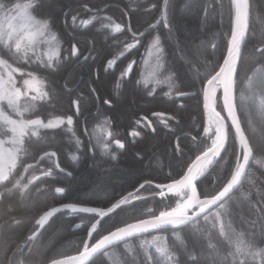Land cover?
Segmentation results:
<instances>
[{
    "label": "trees",
    "instance_id": "1",
    "mask_svg": "<svg viewBox=\"0 0 264 264\" xmlns=\"http://www.w3.org/2000/svg\"><path fill=\"white\" fill-rule=\"evenodd\" d=\"M222 3L225 6L223 10L216 0H168L167 9H164V0H45L42 11L51 8L53 13L51 17L43 18L50 19L51 31L56 34L61 49H70L73 43L77 44L80 59L79 62L76 59L61 60L58 70L25 69L36 72L43 81V91L49 93V98L37 102L33 112L28 113L26 118L39 116L47 122L52 118L72 115L73 132L83 144L77 152L70 142L72 133L66 124L54 129H38V136L29 133L25 137L29 158L20 157L15 169L16 177L21 173L25 177L39 176L41 169L54 168V165L44 160L32 171H24L23 164L36 162L32 156L38 157L49 150L57 153L61 167L71 171L72 175L54 174L53 177L42 178L39 183L34 182V186L30 185V191L24 198L30 202L27 212L12 214L16 219H22L23 223L5 225L7 217L0 212V260L3 259L2 245L6 238L18 237L14 242L22 244L24 238L37 228L36 220L47 209L58 204L75 202L107 207L128 193L146 198L133 201L134 207L126 206L123 211H119L114 218L115 225L113 220H106L100 231L94 234L92 243L112 227L120 226L121 222L144 218L139 215L141 212L152 209L154 214L159 213L163 204L157 195L160 189L155 184H167L172 179H178L195 155L210 144V141L207 144L200 143L197 151L192 138L196 137L199 141L203 133V99L202 94H197L201 92V79L211 64L222 62L231 33L234 9L231 0H222ZM162 11L167 12L168 28L164 20L160 19ZM73 16L77 17L75 22ZM83 20H89L90 23L82 25ZM110 23L121 24L122 31L113 32L110 27H105ZM249 26L253 31L249 33L244 46V59L238 74V98L241 95L247 97L255 91L264 73V59L254 50L261 47L260 42L264 37V0H250ZM129 27L131 31H128ZM133 33L137 36L143 33L139 45L121 56L126 44L135 43ZM157 37L162 49L159 57L155 47L149 48ZM63 55L67 56V52ZM85 56L88 57L86 61ZM113 58L117 60L114 71H106L107 61ZM132 61L136 63L130 74L117 87L116 78ZM17 79L22 81L18 74ZM92 87L96 89L95 93L90 91ZM170 88L171 96H165ZM148 92H152V95H148ZM178 92L190 95L178 99ZM77 97L80 98L79 115L71 106V101ZM105 99L112 100L113 106L105 105ZM181 103L182 108L178 107ZM258 103L255 98L249 99L248 115H242L245 125L248 119L252 120L255 131L250 134L256 145L264 144V119L258 114ZM153 113L176 116L179 123L175 120L162 121L154 117ZM136 120H141L140 127L136 126ZM147 122L155 128L154 132L143 127ZM133 130L140 135L136 138L129 136ZM90 138L91 144L96 146L92 154L88 151L91 147ZM115 140L122 141L125 147L117 148ZM104 144H107V150ZM177 146L183 150L182 153L177 152ZM74 152L79 156L76 162L70 159ZM224 163L221 161L197 182L198 191L215 188L214 178L223 172L221 165ZM228 163L230 168L234 166V154ZM145 181H151V184H146L144 189L136 192ZM27 182L25 179L24 183ZM57 187H63L65 191L56 193ZM261 191H264V151L257 148L248 166V176L233 197L228 210L230 215L224 216L225 224L230 225L229 236L233 242L238 233L249 236L255 234L259 238L264 232V217L251 210V204L259 199L257 194ZM245 194L251 197L250 201L245 199ZM152 196L155 199L149 198ZM19 198L20 194L17 193L12 200ZM176 199L168 197L163 203L175 206ZM0 200H3L4 205L10 203L2 190ZM214 214L215 210L207 222L204 217L199 222L204 238L197 245V252L209 244L224 247L225 237L221 236L218 226L213 227ZM88 215L63 210L51 217L37 238L24 249L27 264H45L50 259L81 249L82 240L87 238L90 227V222L85 219L81 223V220ZM152 235L158 236V242H147L144 248L158 259H163L165 264L166 258L162 257L159 247L165 246L175 251L188 244L191 248L192 235L187 229L176 233L171 230L153 232L128 243L139 244L140 241L141 244L142 239ZM143 255L141 246L120 245L109 248L95 261L96 264H141Z\"/></svg>",
    "mask_w": 264,
    "mask_h": 264
},
{
    "label": "snow or ice",
    "instance_id": "2",
    "mask_svg": "<svg viewBox=\"0 0 264 264\" xmlns=\"http://www.w3.org/2000/svg\"><path fill=\"white\" fill-rule=\"evenodd\" d=\"M216 2L223 10L225 6L222 0H216ZM44 4L45 0H0V137H8L7 140L0 138V190L10 200L7 205H4L3 200H0V212H3L7 217L4 221L5 225L23 223L22 219H16L12 214L17 211L27 212L30 202L24 198L30 191L29 186H34V182L39 183L42 178L53 177L54 174L68 177L72 175L71 171L61 167L56 159L55 151H46L38 157H31L37 161L36 164H23L24 171H32L44 160L49 161L54 165V168L41 169L39 176L25 177L24 173H21L19 177H16L15 169L20 157L29 158L25 137L29 133L31 136H38V129H54L59 125L66 124L68 131L72 133L70 142L74 144L77 152L80 151L83 144L73 132L72 115H68L66 118L56 117L48 120L47 123L39 116L34 119L25 118V114L33 112L37 102L46 101L49 98V93L42 90L43 81L36 72L25 69L58 70L60 66L58 62L61 60L76 59L79 62L80 59V49L77 44L73 43L70 49H61L56 34L51 31L50 19L43 18L51 17L53 10L49 8L47 11H42ZM167 6L168 0H164V9H167ZM206 7H212V5ZM231 7L234 9V16L231 33L227 39L226 52L223 54L222 62L217 61L215 64H211L209 71L204 73L201 79V92L197 93L198 95L202 94L203 99V133L199 141L193 137V143L197 151L200 143L207 144L210 141V144H207L203 151H199V154L195 155V159L188 164L186 171L178 179H172L168 184L156 185L160 189L157 195L161 198L160 203L163 204L158 214H154L152 209L141 212L139 215L146 218H133L131 222H121L120 226L112 227L94 243L91 242L94 234L100 231L106 220H113L115 225L114 218L119 211H123L126 206L134 207L133 201H142L146 198L135 193H128L107 207L69 203L44 212L36 220V225L42 226L49 217L63 210H68L71 213L89 214L86 218H82L81 223H84L85 219L90 222L87 238L82 240V248L75 255L65 256L62 259H50L49 264H96L95 258L107 253L109 248L127 245L130 240L144 237L152 232L171 230L176 233L185 229L189 230L192 235L191 248L188 244H184L182 248L175 251L169 247H159L158 250L162 257L166 258V264H264V246H262L264 245V232H261L259 238L255 234L249 236L245 233H238L235 242H233L229 236L230 225H226L224 222V216L230 215L228 210L233 202V197L239 192L245 177L248 176L247 166L254 152L257 148L264 151V144L253 143L250 133L255 131V127L252 120L248 119L245 125V120L242 119V115H248V100L252 98L259 101L257 111L264 119V73L261 74L255 91L247 97L241 95L238 98L237 96L238 74L244 59V46L249 33L253 31L249 26V0H231ZM66 15L67 13H65ZM76 19V16L72 17L73 22ZM160 19L164 20L165 27L168 28L166 11H162ZM89 23V20L81 21V24L85 26ZM105 27H110L113 32H121L123 29V26L118 23H110ZM128 31H131L130 27ZM142 35L143 33L139 36L133 33L135 43L126 44L120 55L123 56L125 52L136 48ZM260 43L261 47L254 50L259 52L261 58L264 59V37ZM153 47L159 57L162 49L159 47L158 37L154 38L153 43L149 45L150 49ZM64 52H67V56L63 55ZM87 59L88 57L85 56L84 60ZM116 63L115 58L108 60L105 70L114 71ZM135 63V61L130 62L121 71L116 78L117 87H119L120 81L130 74ZM217 65L218 70H216ZM160 66L163 67V64L161 63ZM213 72L214 74H211ZM17 74L22 78V83L17 79ZM199 75L197 73L198 77ZM18 84L20 86H17ZM90 91L95 93L96 89L92 87ZM148 95H152V92H148ZM188 95L190 94L178 92L177 98L180 99ZM165 96H171V88L169 92L165 93ZM79 99L77 97L71 101V106L76 109L77 115L80 113ZM103 103L109 107L113 106L110 99H105ZM178 107L182 108L183 104H179ZM153 116L162 121L175 120L179 123L176 116H165L163 113H153ZM141 119L146 120L147 118ZM135 124L140 127L141 120H136ZM143 127L155 131L150 122L145 123ZM85 134H87V130H85ZM109 135L112 134L109 133ZM139 135L140 133L135 130L129 132V136L133 138ZM6 143L11 144L12 147L6 148ZM89 144L91 145L89 151H94L96 146L91 144V138ZM115 146L123 149L125 144L120 140H115ZM107 147V144H104L105 150ZM182 151L177 146V152L182 153ZM233 154L235 155V164L230 168L228 162ZM138 155L140 154L138 153ZM70 159L76 162L79 156L70 155ZM221 161L225 163L221 165L223 172L214 178L215 188L198 191L197 182ZM20 162L22 163V161ZM25 179H27V183H24ZM146 184H151V181L140 184L136 192L144 189ZM7 185H11V187H7ZM64 191L63 187L55 188L56 193ZM37 192L40 193L41 190L38 189ZM17 193L20 194V198L12 200V197H15ZM257 195L259 199L251 204V210L264 217V191ZM168 197L177 198L175 206L163 203ZM149 198L155 199L154 196ZM245 199L250 201L251 197L245 194ZM214 210L213 227L218 226L221 236L225 237L224 247L219 248L209 244L207 248L197 252V245L204 238L199 222L202 217L207 222L209 215ZM39 231V228L32 231L24 238L22 244L14 242L18 237L6 238L2 245L3 259L0 260V264H27L24 249L35 240ZM158 239L154 238V242H158ZM144 243V241L141 243L144 252L141 264H165L163 259H158L144 248ZM182 257H187V259H182Z\"/></svg>",
    "mask_w": 264,
    "mask_h": 264
},
{
    "label": "water",
    "instance_id": "3",
    "mask_svg": "<svg viewBox=\"0 0 264 264\" xmlns=\"http://www.w3.org/2000/svg\"><path fill=\"white\" fill-rule=\"evenodd\" d=\"M249 5H250V0H249ZM249 20H250V8H249ZM34 119V118H33ZM56 159H57V157H56ZM195 159V158H194ZM251 161H252V159L250 160V163H251ZM37 163V161L34 163V164H36ZM250 163H249V165H250ZM248 165V166H249ZM248 166H247V168H248ZM170 183V182H169ZM168 184V183H167ZM156 185H158V184H155V186ZM63 204H69V203H62V204H58V205H55V206H53V207H51V208H55V207H60L61 205H63ZM74 204V203H73ZM78 205H83V204H78ZM83 206H88V205H83ZM51 208H49V209H47L46 211H49ZM45 211V212H46ZM56 214V213H55ZM55 214H53V215H55ZM52 217V216H51ZM51 217H49L45 222H44V224L42 225V226H38L37 228H39L40 229V231H41V229L46 225V223L49 221V219L51 218ZM144 218H146V217H144ZM142 219V218H141ZM37 228L34 230V231H36L37 230ZM39 231V232H40ZM39 232H38V234H39ZM153 233V232H152ZM106 234V233H105ZM99 239V238H98ZM95 242V241H94ZM93 242V243H94ZM76 253H72V254H68V255H65V256H71V255H75ZM65 256H61V257H58V258H55V259H62V258H64ZM45 264H49V261L48 262H46Z\"/></svg>",
    "mask_w": 264,
    "mask_h": 264
},
{
    "label": "rangeland",
    "instance_id": "4",
    "mask_svg": "<svg viewBox=\"0 0 264 264\" xmlns=\"http://www.w3.org/2000/svg\"><path fill=\"white\" fill-rule=\"evenodd\" d=\"M21 83H22V81H21ZM17 86H20L19 84L17 85ZM43 90V89H42ZM26 115L27 114H25V118H26ZM31 119H33V118H36V117H30ZM30 118H26V119H30ZM52 119H55V118H52ZM45 123H47V122H45ZM10 135V134H9ZM0 138H3V139H5V140H7L8 139V137H0ZM5 147L6 148H8V147H12V145L11 144H5ZM154 238H158V236L157 235H152V236H149V237H145L144 239H142L145 243H144V246H146V244H147V242L148 243H150V242H152V241H154ZM126 246H141V244H140V241H139V244H135V243H133V242H130V243H128Z\"/></svg>",
    "mask_w": 264,
    "mask_h": 264
},
{
    "label": "flooded vegetation",
    "instance_id": "5",
    "mask_svg": "<svg viewBox=\"0 0 264 264\" xmlns=\"http://www.w3.org/2000/svg\"><path fill=\"white\" fill-rule=\"evenodd\" d=\"M89 148H90V147H89ZM89 148H88V151H89ZM49 151H50V150H49ZM51 151H52V150H51ZM89 153L92 154L93 151H89ZM77 154H78L77 152H74L72 155H77ZM34 163H35V162H33V163H31V164H34ZM28 164H29V163H28ZM67 203H74V204H77V203H75V202H67ZM66 211H68V210H66ZM68 212H69V211H68ZM53 216H54V215H53ZM53 216H52V217H53ZM37 227H38V226H37ZM39 233H40V232H39ZM29 235H30V234H29ZM37 236H38V235H37ZM36 238H37V237H36ZM36 238H35V239H36ZM33 241H34V240H33ZM33 241H32V242H33Z\"/></svg>",
    "mask_w": 264,
    "mask_h": 264
}]
</instances>
